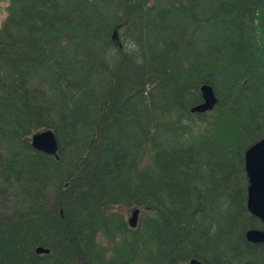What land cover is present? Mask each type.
<instances>
[{"label": "trees", "instance_id": "obj_1", "mask_svg": "<svg viewBox=\"0 0 264 264\" xmlns=\"http://www.w3.org/2000/svg\"><path fill=\"white\" fill-rule=\"evenodd\" d=\"M5 9L0 264H264V243L244 238L263 226L245 208L243 170L264 137V0ZM202 83L216 102L190 112ZM42 129L56 158L29 144Z\"/></svg>", "mask_w": 264, "mask_h": 264}, {"label": "water", "instance_id": "obj_2", "mask_svg": "<svg viewBox=\"0 0 264 264\" xmlns=\"http://www.w3.org/2000/svg\"><path fill=\"white\" fill-rule=\"evenodd\" d=\"M200 102L189 108L190 112L203 113L212 109L216 96L210 85L202 83L198 86ZM30 146L39 152L57 157V142L50 129H42L31 134ZM243 170L246 177L245 208L250 215L256 217L262 228H248L244 238L251 243H264V137L248 145L243 151ZM137 209H133L127 218L129 227L137 223ZM41 246L34 248L35 253H46ZM186 264H203L195 258H190Z\"/></svg>", "mask_w": 264, "mask_h": 264}, {"label": "rangeland", "instance_id": "obj_3", "mask_svg": "<svg viewBox=\"0 0 264 264\" xmlns=\"http://www.w3.org/2000/svg\"><path fill=\"white\" fill-rule=\"evenodd\" d=\"M5 6H6V0H0V22L2 21V19L6 15ZM36 74H37L36 77L32 78L33 84L38 83V81L40 79L39 77H41L38 73H36ZM35 89L40 90L41 89V84L36 85L35 86ZM43 95H44L43 99L46 100V95L47 94L46 93H43ZM214 179H216V176L215 175L211 178V181L214 180ZM129 215L127 214V212H126V214H123L124 219H126V217H129Z\"/></svg>", "mask_w": 264, "mask_h": 264}, {"label": "clouds", "instance_id": "obj_4", "mask_svg": "<svg viewBox=\"0 0 264 264\" xmlns=\"http://www.w3.org/2000/svg\"><path fill=\"white\" fill-rule=\"evenodd\" d=\"M126 50L129 54H132L133 52H136V53L139 52V48L134 42H131L128 45H126Z\"/></svg>", "mask_w": 264, "mask_h": 264}]
</instances>
